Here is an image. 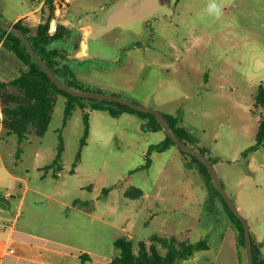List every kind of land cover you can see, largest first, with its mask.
I'll use <instances>...</instances> for the list:
<instances>
[{"label":"rangeland","instance_id":"rangeland-1","mask_svg":"<svg viewBox=\"0 0 264 264\" xmlns=\"http://www.w3.org/2000/svg\"><path fill=\"white\" fill-rule=\"evenodd\" d=\"M209 3L73 0L72 10L89 24L102 25L92 35L93 44L104 43L112 56L118 50L122 54L112 72L102 75L104 80L128 89L136 99L127 98L146 100L180 117L189 129L187 142L213 157L225 188L264 237V143L257 138L264 119V105L257 101L264 85V0H217L219 16L208 12ZM50 13L47 6L42 22ZM59 45L67 53V45ZM28 69L3 45L0 83L8 84V91L21 92L9 82ZM67 100L56 94L43 136L31 124L20 140L3 125L0 98V152L11 173L0 180V197L5 204L8 190L12 195L8 207L0 205V217L9 226L33 241L38 235L41 244L79 254V264L82 253L91 255L88 264H109L120 254L115 245L120 237L133 239L136 253L145 240L166 254L159 237L183 238L200 219L204 222L203 209L219 224L228 215L232 219L197 160L177 144L153 151L150 166L143 167L150 146L167 136L164 129L152 128L157 118L115 116L110 108L93 109L88 101L86 107L77 105L65 122ZM86 113L90 130L82 146ZM60 136L64 151L54 164ZM3 171L0 159V174L5 175ZM239 251L249 264L245 247ZM261 255L263 264L262 248Z\"/></svg>","mask_w":264,"mask_h":264},{"label":"trees","instance_id":"trees-1","mask_svg":"<svg viewBox=\"0 0 264 264\" xmlns=\"http://www.w3.org/2000/svg\"><path fill=\"white\" fill-rule=\"evenodd\" d=\"M55 0H46L47 6L50 7L51 13L49 14L45 22L40 23L34 30L36 33H32V27L24 25L23 20L13 24L22 29L38 54L43 57L57 75L70 87L78 90H95L103 91L102 89L93 88L81 81L73 71V66L69 62L67 53L62 50L60 45L56 42L61 41L67 34L64 25L59 24L58 29L54 35L49 34V25L52 17L54 16ZM0 17L2 14L0 12ZM64 30V32L62 31ZM3 41L5 45L9 46L11 50L21 59L25 64L29 65V69L22 71L16 78L12 79L9 84L17 86L21 92H10L7 90L8 84L0 83V98L4 107V119L3 125L8 128L10 132L17 133L20 140L26 138L29 126L33 124L36 127V132L39 136H43L49 128L52 120L56 94H65L68 96V100L65 107V122L72 115L73 110L77 105L86 107L88 101H92L91 107L93 109L110 108L113 115L117 116L124 111H129L138 114L142 117L156 119L157 117L150 112L139 111L128 106L112 107L100 102L98 99H89L83 97H77L69 92L59 88L56 83L49 77L43 67L38 64L25 43L20 36L12 31H9L0 26V42ZM258 103L264 105V85L260 86L259 94L257 96ZM174 128L175 132L184 140L189 138V129L182 124L180 117L164 113ZM86 128L82 139V146L86 144V139L89 135V113L85 114ZM152 128L163 129L161 123L157 121L156 125H152ZM258 144L264 143V119L261 120L258 131ZM172 144H176L174 140L167 134L166 138L159 143L152 144L148 150V160L143 167H148L151 164V157H149L153 151L162 152L169 148ZM254 149L252 147L246 153L249 155V151ZM183 150V149H182ZM64 151V142L62 136H60V143L58 147V153L53 163L58 164L61 160ZM185 151V150H183ZM206 153L204 150H201ZM186 153V151H185ZM81 153L78 155L80 159ZM202 171L209 177L212 185L218 192L222 199L226 210L229 212L237 230H238V243L240 246L245 247V231L244 225L240 218L230 209L229 205L225 201L221 192L214 184L210 172L207 166L196 156ZM213 159V157H211ZM77 163H75V166ZM75 172V168L71 170ZM106 190V189H104ZM139 194H142V190L139 189ZM159 240L167 247L168 251L163 254L159 251L156 245L151 246L145 240L140 241L138 252H135L134 241L128 237H120L116 239L115 245L120 249V254L109 264H175L177 260L188 258L194 254L197 250L206 248L208 246V238H202L198 241L192 242L189 239L179 240L177 237H159ZM253 241L258 243L253 236ZM259 247L262 245L260 243ZM263 256L255 252L256 264H261L260 260ZM82 259L81 264H88L92 262L91 255L89 253H82L80 255Z\"/></svg>","mask_w":264,"mask_h":264},{"label":"crops","instance_id":"crops-1","mask_svg":"<svg viewBox=\"0 0 264 264\" xmlns=\"http://www.w3.org/2000/svg\"><path fill=\"white\" fill-rule=\"evenodd\" d=\"M69 1V6L63 10V17L59 19V24L64 25L67 34L59 42L67 45V57L73 66L76 76L94 88L134 98L128 89L104 80L102 75L112 72L111 65L122 54L118 50L112 56V54L107 52L104 43H101V45L93 44L92 35L97 31L96 28L102 25H98L97 22L95 26L89 24L82 15L72 10L73 0ZM94 1L105 2L106 0ZM46 7V0H0V12L4 20L11 24L23 20L24 25L33 29L42 23V15ZM99 34H103V31L100 30ZM59 42H56V44L59 45ZM3 45H5L4 42H0V49L3 48ZM121 66H117L116 69ZM141 102L149 104L146 100H141ZM121 114L130 115L133 113L124 111ZM140 125H142V121ZM0 159L4 170L3 173H5V175L0 174V180L2 181L5 180L6 176H11V173L5 164L1 152ZM139 189L142 190V194L144 195V190L142 188ZM10 196L12 195L8 190L5 204L0 197V205L8 207L7 198ZM239 207L241 208V205ZM2 210L0 209V211ZM201 215L204 220L203 223L201 222L202 219H200L195 229L193 231L188 229L183 238L177 235H174V237H177L179 240L189 239L192 242L207 237L208 246L197 250L188 258L178 260L179 262L177 261L175 264H217V259L226 252L228 255H226L223 264H245L239 251L241 246L238 243V233L237 235L235 234L232 226V224L234 226L235 224L232 219H229L228 213H225V216H228L225 217L224 224L215 222L212 214L205 209L201 211ZM251 229L255 236L252 235L262 245L261 248L264 250V237L258 231L256 232L252 228V225ZM35 238L40 240L41 236L37 235ZM37 240L33 241L29 239L26 233L18 231L14 226H9L6 220L0 217V264H79V254L74 256L66 251L41 244Z\"/></svg>","mask_w":264,"mask_h":264},{"label":"water","instance_id":"water-1","mask_svg":"<svg viewBox=\"0 0 264 264\" xmlns=\"http://www.w3.org/2000/svg\"><path fill=\"white\" fill-rule=\"evenodd\" d=\"M0 26L14 32L18 36L21 37L23 42L25 43L26 47L32 54L34 60L40 64L43 69L46 71V73L49 75V77L56 83V85L69 92L70 94L77 96V97H83V98H89V99H98L101 103L106 105H114L115 107L118 106H128L133 109L139 110V111H145L153 113L159 122L161 123L163 129L166 131V133L174 140V142L181 147L183 150L188 152L189 154L196 156L198 159H200L208 168L210 175L212 177V180L214 184L217 186L219 191L221 192L222 196L224 197L225 201L229 205L230 209L240 218L244 225V231H245V249L248 257L249 264H256L255 262V252L261 254V248L257 243L253 241V235H252V229L249 221L245 217V215L242 213L241 209L239 208L237 202L234 200V198L230 195V193L225 188L223 181L217 172L215 165L213 163V160L209 157L208 154L203 153L202 151L194 148L190 143H188L186 140L182 139L174 130L170 122L168 121L166 115L159 109L148 105L144 103H140L138 101H135L131 98H127L125 96H122L117 93H111V92H103V91H95V90H78L74 89L70 86H68L53 70V68L49 65V63L41 57L36 49L34 48L32 42L30 41L27 34L20 29L19 27L9 23L8 21L4 20L0 17ZM151 126L149 125L148 128ZM262 263L264 264V260H262ZM86 264V263H84Z\"/></svg>","mask_w":264,"mask_h":264},{"label":"built area","instance_id":"built-area-1","mask_svg":"<svg viewBox=\"0 0 264 264\" xmlns=\"http://www.w3.org/2000/svg\"><path fill=\"white\" fill-rule=\"evenodd\" d=\"M55 14L49 25V34L54 35L58 29L59 19L63 17V10L69 6V0H55ZM2 42V41H1Z\"/></svg>","mask_w":264,"mask_h":264},{"label":"clouds","instance_id":"clouds-1","mask_svg":"<svg viewBox=\"0 0 264 264\" xmlns=\"http://www.w3.org/2000/svg\"><path fill=\"white\" fill-rule=\"evenodd\" d=\"M208 12L216 16L220 15L221 8H220V5L217 3V0H210L209 6H208Z\"/></svg>","mask_w":264,"mask_h":264}]
</instances>
